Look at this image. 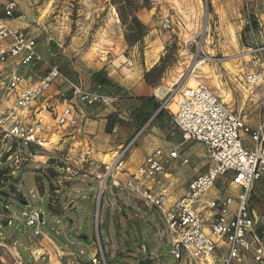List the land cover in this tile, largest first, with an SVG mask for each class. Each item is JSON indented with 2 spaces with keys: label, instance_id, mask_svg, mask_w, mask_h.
<instances>
[{
  "label": "rangeland",
  "instance_id": "1",
  "mask_svg": "<svg viewBox=\"0 0 264 264\" xmlns=\"http://www.w3.org/2000/svg\"><path fill=\"white\" fill-rule=\"evenodd\" d=\"M18 1L20 10L16 18L22 17V27L37 36L39 50L51 63H67L69 68L76 66L88 76L83 63H109L115 56L126 57L132 63H144L146 52L151 50L155 57H165L162 77L169 75L168 89L186 82L194 71L199 83L235 108H239L243 100L241 78L230 71L235 63L253 67L258 59L250 55V48L264 43V0H151V8L138 13L149 32L133 47L125 39V27L112 0ZM167 15L176 21L174 31L162 28V19ZM199 52L202 54L197 58ZM73 75L67 77L74 82L81 79L79 72ZM100 78L102 82L108 81L103 74ZM110 86L106 83L105 89ZM54 88L50 95L55 96L57 89ZM251 106L248 119L255 117V105ZM50 118L52 121L55 115L51 114ZM167 118L164 110V121ZM53 123L48 124L52 127L51 135L48 126L43 133V141L48 142V146L4 140L0 135V239L16 240L19 253L27 260L31 252L25 251L24 246L35 251L40 247L48 248L51 259L46 254L47 258L36 264H88L91 256L100 255L97 234L107 264H145L147 260L152 261L150 264H184L170 255L171 240L166 222L161 225L160 218L148 217L142 202L135 201L133 207L125 203L130 199L128 190L124 187L115 190L113 180L107 182L103 192L100 223L96 229V201L104 180L98 175L105 173V165L91 159L89 153L80 152L71 142L64 144L66 137L60 139L53 132L65 133L67 129ZM121 126L122 123L119 130ZM168 126L164 139L176 138L178 144L184 142L177 127ZM181 150L183 158H188L190 163L183 166L180 160L172 162L167 169L170 175L165 180V188L174 197L182 190L186 192L190 179L208 168L202 143L187 142ZM112 155L105 156L104 161L110 163L116 153ZM31 206L38 207L47 218L42 231L49 236V243L43 237L34 236L32 228L25 227V212ZM9 218L11 225L5 223ZM57 220L61 224H56ZM143 243L150 251L154 250V256L142 252ZM79 253L82 256L76 261Z\"/></svg>",
  "mask_w": 264,
  "mask_h": 264
},
{
  "label": "built area",
  "instance_id": "2",
  "mask_svg": "<svg viewBox=\"0 0 264 264\" xmlns=\"http://www.w3.org/2000/svg\"><path fill=\"white\" fill-rule=\"evenodd\" d=\"M19 10L18 0H1L0 135L4 140L44 146L46 123L38 116L35 105L57 82L66 86L59 92L65 96L66 105L62 109L50 108L57 125L75 124L77 106L120 105V97L106 92L102 84L87 89L48 61L40 52L33 32L10 24ZM161 24L165 31H174L176 27L171 15L163 17ZM262 26L264 28V22ZM249 53L258 61L240 81L243 100L239 108L224 101L203 83L189 86L180 82L166 91H154L160 110L169 114L182 133L184 143L197 141L204 145L207 171L189 182L182 197L170 201L165 188L164 192L160 190L168 166L176 159L183 166L190 163L188 158H183L180 146H176L169 154L163 149L153 151L129 174L123 185L115 182V176L126 171L125 159L148 128L151 120L148 121L116 152L111 163L105 165V173L98 175L104 180L96 201L97 230L103 192L107 182L113 180L115 186L128 189L147 207L158 210L161 222H166L172 236L170 255L179 263L264 264V192H260L264 191V43L250 48ZM201 54L199 52L197 58ZM69 91L72 95L68 99ZM252 104L255 117L248 119ZM118 117L121 118L120 113ZM118 126H114L113 133L118 131ZM78 132L82 133L83 129L80 127ZM25 215V227L32 228L34 236L45 237L42 231L47 224L45 214L31 206ZM11 223L9 218L7 225ZM56 224L61 221L57 220ZM97 239L100 255L91 256L88 264H107L99 234ZM23 248L31 252L28 260L19 253L16 240L0 239V264H36L42 257L46 259V254L36 255L30 247ZM141 250L154 256L145 243ZM81 256L77 254L75 260Z\"/></svg>",
  "mask_w": 264,
  "mask_h": 264
},
{
  "label": "crops",
  "instance_id": "3",
  "mask_svg": "<svg viewBox=\"0 0 264 264\" xmlns=\"http://www.w3.org/2000/svg\"><path fill=\"white\" fill-rule=\"evenodd\" d=\"M142 16L147 15L145 13H142ZM21 19L22 17L19 16L13 20H10V24L14 27L16 26L18 28H24L22 27V23H20ZM147 20L148 19H145V22H147ZM124 58L125 59H121L118 58V56H115L114 59L109 61V63H83V65L85 66L84 69H86V73L88 74V76L84 75L83 70L78 71V67L76 66L69 68V65H67V63H53L59 67L60 71L65 76H70L72 73H74V75L76 76V74H78L79 72V76L82 80L80 79L76 82L83 83L87 89H94L96 87V78H94V75L98 72H101L111 84L110 88L107 87L108 89L104 90L110 93H118L117 95L121 99L120 105L117 107L104 108L98 105L77 106V112L75 115L76 123L69 126H63L67 129L65 133H63L61 130L59 132H53L57 136H59L60 139L62 137H66L64 139V144H66V142H71V145L76 146V148L80 150V152L89 153L91 159L103 165L109 164L104 161V157L107 155L110 157L113 156L112 154L116 153L123 145L127 144L137 131V123L139 122L140 116H137L136 112L133 111H138L139 108H143L144 104L147 103V101L146 103L145 101H141L140 98L154 96L155 90H157L158 92L166 91L168 89L166 87V83L168 79H170L169 75L166 74V76L164 75V77L161 78L162 82H160L158 86L152 87L146 83L144 78L145 73L160 64L158 62L161 58L159 55L155 57L152 54L151 50H148L146 52L144 57V63H132L130 59L126 57ZM249 69L250 67L245 68L243 66V63H235L234 69H232L233 71L231 70L230 72H233L232 74L239 75L242 79L243 75ZM91 71L92 74H89L91 73ZM239 85L241 87L240 82ZM54 87H56L57 89V91L55 92V96H53L52 94L50 95V93L55 89ZM54 87L51 89V92L49 91V93H47L46 96L35 105L38 116L40 118H43L44 122L46 123V126H48V124H50L51 122L53 123V121V125L56 124L54 118L52 119V121L50 120L51 112L48 109H50L51 107L62 109L66 105L64 98L65 96L59 95L60 90H65L66 86L61 85V83L57 82ZM71 95L72 92L69 91L67 93L68 99L71 98ZM145 111L146 110H143V112ZM159 111L160 108L151 117V122L146 131L136 141L132 149V155L130 157V160L126 163V171H123V173H118L115 176V182H120L121 184L125 183V181L128 179L129 174L134 172L137 167L141 164V162L153 151L157 149H163L165 150L166 154H169V152L176 146H180L181 148L185 144L184 142L178 144L179 141L176 138H172L170 140L164 139L165 129L168 130V128L170 127L168 126V124L170 125L173 123L171 121V117L167 112L166 113L168 115V118L165 121L164 111L158 117H156ZM119 113L121 115V118L125 120V123L123 124V126L120 127V130L118 127V131L116 133H108L106 129L109 121L114 120ZM165 123H167V125H164ZM46 126L45 131L47 128ZM80 127L83 129L82 133L78 132ZM51 129L52 127L48 126L49 132L51 131ZM170 131L173 132L172 127ZM49 135H51V132ZM181 151L183 154L184 151ZM177 160L179 159L173 160L172 162H175ZM169 166L167 169H169ZM168 175L170 174L167 172L166 176L162 178V184L160 185V190L162 192H164L165 180L167 179ZM194 177L195 175L190 179V181ZM112 186L115 190L116 188H118L117 186H115L114 182L112 183ZM165 190L167 191V195L170 201H175L185 194V192L182 190L179 192V194L174 197L170 195V193L168 192V188H165ZM128 194H130V199L129 202L125 201V203L133 207L135 201L142 202L147 208V216L156 219L160 218V224H162L161 217L156 208H151L149 206L147 207V205L143 202L141 198H139L137 195H135L129 190ZM42 239L47 243L51 241L48 235H45V237H43ZM170 240H172L171 235ZM162 243L164 245V241H162ZM38 251H41L43 254L47 255L51 254V251L48 248L44 247H40L39 250H36V252ZM152 252H154V250H152ZM55 253L56 256H58L56 251ZM45 257L47 258V256ZM51 257L52 256L50 255V259Z\"/></svg>",
  "mask_w": 264,
  "mask_h": 264
},
{
  "label": "trees",
  "instance_id": "4",
  "mask_svg": "<svg viewBox=\"0 0 264 264\" xmlns=\"http://www.w3.org/2000/svg\"><path fill=\"white\" fill-rule=\"evenodd\" d=\"M112 4L116 7L117 13L119 15L120 21L122 25L125 27V39L130 47H133L137 45L138 43H141L143 39L146 37V35L149 32L148 26L141 20L138 13L144 9H150L151 8V0H112ZM165 61V57H162L160 59V64L153 67L150 71L145 73V81L148 85L155 87L160 84V79L162 78V74L165 72V66H163V63ZM102 73L98 72L94 75V78L96 84H102L104 87L106 86V83L109 84L108 81L103 82L100 80ZM118 94V93H115ZM141 101H147L146 104H144L143 108H139L136 112L137 116H140L139 122L137 123L138 128L137 131L154 115V113L160 108V101L157 100L154 96L152 97H141ZM149 101V103H148ZM153 102V103H150ZM143 110H146L143 112ZM164 110H160L156 117H158ZM118 117V115L115 118V121H109L107 125V132L112 133L113 128L116 124H124L125 121H121ZM136 131V132H137ZM135 132V133H136ZM135 135V134H134ZM54 171H52L53 173ZM3 173H6V170L3 171ZM5 208L8 209V206H5ZM7 224V220L5 221Z\"/></svg>",
  "mask_w": 264,
  "mask_h": 264
},
{
  "label": "bare ground",
  "instance_id": "5",
  "mask_svg": "<svg viewBox=\"0 0 264 264\" xmlns=\"http://www.w3.org/2000/svg\"><path fill=\"white\" fill-rule=\"evenodd\" d=\"M199 64H201V63H199ZM198 65H197V63H195V69H196V67H197ZM192 78V80H191V82L189 83V80ZM199 82L196 80V76L194 75V71L190 74V77H189V79L185 82V85H189V86H194V84H198ZM175 85V84H174ZM173 85V86H174ZM226 100H230V95L229 94H227L226 95ZM225 101V100H224ZM44 145L46 146H48V142H44ZM104 185H105V182H104ZM103 185V186H104Z\"/></svg>",
  "mask_w": 264,
  "mask_h": 264
},
{
  "label": "water",
  "instance_id": "6",
  "mask_svg": "<svg viewBox=\"0 0 264 264\" xmlns=\"http://www.w3.org/2000/svg\"><path fill=\"white\" fill-rule=\"evenodd\" d=\"M151 262V260L144 261L145 264H150Z\"/></svg>",
  "mask_w": 264,
  "mask_h": 264
}]
</instances>
